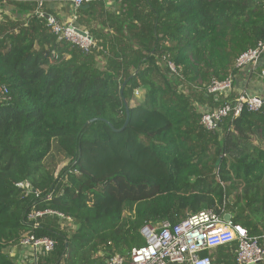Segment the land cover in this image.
<instances>
[{
  "label": "trees",
  "instance_id": "trees-1",
  "mask_svg": "<svg viewBox=\"0 0 264 264\" xmlns=\"http://www.w3.org/2000/svg\"><path fill=\"white\" fill-rule=\"evenodd\" d=\"M36 1L0 0V264H15L7 250L26 232L55 242L39 264H105L143 246L144 226L200 211L229 213L264 246V104L200 126L203 108L229 101L205 88L264 40V0H117L116 15L87 2V54L49 32ZM105 15L112 37L95 31ZM53 149L70 159L56 176ZM31 210L72 228L56 216L33 228ZM235 249L211 264H236Z\"/></svg>",
  "mask_w": 264,
  "mask_h": 264
},
{
  "label": "built area",
  "instance_id": "built-area-1",
  "mask_svg": "<svg viewBox=\"0 0 264 264\" xmlns=\"http://www.w3.org/2000/svg\"><path fill=\"white\" fill-rule=\"evenodd\" d=\"M17 0H2L14 2ZM89 0H70L74 14L67 23L58 22L53 16L43 10V0L36 1L35 15L45 20V26L59 40H64L81 52L87 54L95 47V42L88 31L77 23L76 11ZM264 54V40L256 47L240 54L233 62L227 76L221 81H212L206 88L207 95L227 96L233 88L234 75L245 68L257 65ZM172 74L178 73V68L170 61L166 62ZM260 81L264 86V67L261 69ZM135 95L138 91L134 92ZM7 88L0 83V102L7 100ZM264 104L259 95H241L232 102L207 109L201 113L200 126L207 132H213L224 118L237 116L243 110L257 112ZM26 194L32 189L28 182L19 184ZM38 196V195H36ZM51 195L46 196L49 200ZM224 215V214H223ZM223 215L219 216L212 211H200L181 220L172 226L167 222L156 225H146L140 230L144 241L143 246L133 248L123 255L109 257L105 264H211L208 256L211 251L236 244L234 251L236 264H264V246L259 244L256 237H250L241 226L232 221L224 222ZM44 216H56L67 228H72L73 220L51 210H31L27 222L35 228L37 219ZM22 248L25 254L16 264H39V257L53 251L55 242L48 238H37L30 232L21 235L15 245Z\"/></svg>",
  "mask_w": 264,
  "mask_h": 264
},
{
  "label": "crops",
  "instance_id": "crops-1",
  "mask_svg": "<svg viewBox=\"0 0 264 264\" xmlns=\"http://www.w3.org/2000/svg\"><path fill=\"white\" fill-rule=\"evenodd\" d=\"M88 2L99 3L102 2L104 6L105 13L118 14L119 2L117 0H89ZM43 8L49 12L48 15L53 16L60 23H67L71 16L74 14L73 7L70 0H43ZM9 15L7 9L0 10V13ZM105 24L101 26L100 21L95 24V31H98L97 35L101 36H113V29L108 26L105 15ZM84 28V27H83ZM98 42V41H97ZM264 67V54L256 66L245 68L235 73L234 84L232 91L227 95L223 96L228 98V102H232L237 97L241 95H259L264 99V86L260 81L261 69ZM227 102V103H228ZM207 110L203 108L201 112ZM8 255L13 259V261L18 262L25 254V251L17 246H11L7 250Z\"/></svg>",
  "mask_w": 264,
  "mask_h": 264
},
{
  "label": "rangeland",
  "instance_id": "rangeland-1",
  "mask_svg": "<svg viewBox=\"0 0 264 264\" xmlns=\"http://www.w3.org/2000/svg\"><path fill=\"white\" fill-rule=\"evenodd\" d=\"M99 64H102V61L99 62ZM134 98L136 100L140 99V93L137 95L134 94ZM132 104V102H131ZM70 159H67L64 155H62L60 152H57L55 149L52 150L50 155L46 158L44 161V165L48 168L49 171H51L54 176L58 174V172L63 169L68 163ZM128 214L125 213V216Z\"/></svg>",
  "mask_w": 264,
  "mask_h": 264
},
{
  "label": "water",
  "instance_id": "water-1",
  "mask_svg": "<svg viewBox=\"0 0 264 264\" xmlns=\"http://www.w3.org/2000/svg\"><path fill=\"white\" fill-rule=\"evenodd\" d=\"M126 114H127V117H128V110L127 109H126ZM94 121H100V120L99 119H93V120H90L89 122L92 123ZM127 123H128V120H126V122L124 124V127L127 125ZM124 127H123V129H124ZM223 221L226 222V223L230 222L231 221V215L229 213L224 214L223 215Z\"/></svg>",
  "mask_w": 264,
  "mask_h": 264
},
{
  "label": "clouds",
  "instance_id": "clouds-1",
  "mask_svg": "<svg viewBox=\"0 0 264 264\" xmlns=\"http://www.w3.org/2000/svg\"><path fill=\"white\" fill-rule=\"evenodd\" d=\"M226 214V213H225Z\"/></svg>",
  "mask_w": 264,
  "mask_h": 264
}]
</instances>
